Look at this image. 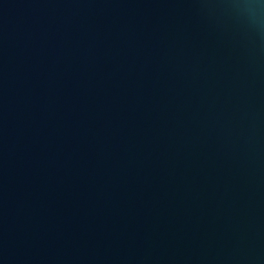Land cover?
<instances>
[{"label":"water","instance_id":"95a60500","mask_svg":"<svg viewBox=\"0 0 264 264\" xmlns=\"http://www.w3.org/2000/svg\"><path fill=\"white\" fill-rule=\"evenodd\" d=\"M0 264H264V0H0Z\"/></svg>","mask_w":264,"mask_h":264}]
</instances>
